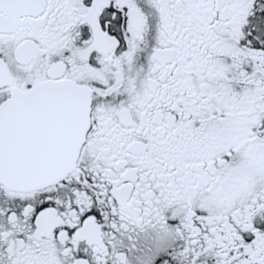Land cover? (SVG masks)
I'll use <instances>...</instances> for the list:
<instances>
[{
  "label": "snow or ice",
  "instance_id": "1",
  "mask_svg": "<svg viewBox=\"0 0 264 264\" xmlns=\"http://www.w3.org/2000/svg\"><path fill=\"white\" fill-rule=\"evenodd\" d=\"M257 176L264 0H0V264H131L165 213L155 264H264V186L217 190Z\"/></svg>",
  "mask_w": 264,
  "mask_h": 264
},
{
  "label": "flooded vegetation",
  "instance_id": "2",
  "mask_svg": "<svg viewBox=\"0 0 264 264\" xmlns=\"http://www.w3.org/2000/svg\"><path fill=\"white\" fill-rule=\"evenodd\" d=\"M242 155H247L243 153ZM218 191L223 190L224 202L226 205H240L250 194L258 188L264 186V176H257L251 179L246 187H242L238 182L229 181L227 177H219ZM207 189H201L196 199L199 200ZM229 211V207L213 209L214 213H224ZM165 226H160L157 222L147 220L139 224L127 222V227L122 228L117 234L121 242L120 250L124 251L131 261V264H138L136 256L142 255L144 264H155L159 255L170 254V250L183 245V241L175 238V229L178 226V218H172L170 213H165ZM173 219L176 223H173ZM117 225L125 223L116 218ZM134 246V248H132ZM132 249L131 251L129 249ZM215 257L208 254L203 258L204 264H215Z\"/></svg>",
  "mask_w": 264,
  "mask_h": 264
}]
</instances>
